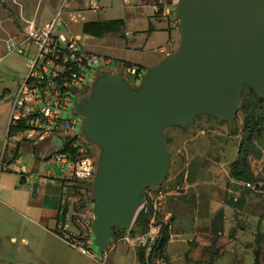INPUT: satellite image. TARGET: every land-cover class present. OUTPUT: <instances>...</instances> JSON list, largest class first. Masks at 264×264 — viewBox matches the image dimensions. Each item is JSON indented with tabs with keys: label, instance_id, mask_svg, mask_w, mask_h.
I'll return each instance as SVG.
<instances>
[{
	"label": "rangeland",
	"instance_id": "374dc122",
	"mask_svg": "<svg viewBox=\"0 0 264 264\" xmlns=\"http://www.w3.org/2000/svg\"><path fill=\"white\" fill-rule=\"evenodd\" d=\"M122 2L123 0H101V4L108 9L95 16L103 19H117L123 16V9L120 8ZM60 4L61 0H0V39L17 35L18 31H22L24 19L36 13L41 15L38 23L51 17L54 9ZM71 30L76 36H80V18L71 24ZM122 45L123 42L120 41L115 47ZM32 52L33 48L31 54ZM130 55L137 58L140 53ZM30 59L31 55L28 53L8 56L0 65V87H13L20 77H25ZM108 69L120 70V73L123 71L117 68L115 61ZM89 73L83 86L88 84ZM143 82H136L132 78L129 84L137 89ZM90 88L84 87L81 91L80 87H76L75 92L79 94L81 91V95H85L90 93ZM254 95L256 94L252 88L247 85L242 87L241 100L233 121L200 115L185 127L173 126L165 129L167 150L171 157L165 181L159 186L140 188L148 200L146 205L149 210L141 207L129 230L115 228L106 251L114 246L117 251L115 256L110 258H107L105 253L100 257L98 248L93 243L94 183L80 185L77 190L69 193V200L66 198L70 208L69 232L72 230L77 240L90 242L91 255L73 248L66 239L62 238L60 241L61 237L56 240L47 235L19 206H8L10 199L2 198L0 190V264H141L140 256L148 250L138 245H130L125 239L137 231L142 232L137 227L141 213L145 215L144 233H158L168 227L170 237L163 249L156 253V264H171L166 252L171 234L175 233L183 235L180 242L187 244L191 254L196 255L193 260H188L187 264H255L256 256H259V263L264 264V122L255 130L247 147V162L240 165V168L232 169V160L241 144L246 116L255 113L258 117L256 122L264 119V105H258ZM80 99L82 98L79 97ZM71 110L72 106H69L63 119L70 114L73 119L79 118L73 115ZM81 124L80 121L77 122V134L83 129ZM4 132L5 128L0 124V139ZM19 141L20 144L31 143L27 139ZM85 141L90 155L98 164L103 149L88 140ZM6 147L4 145L0 163L3 159L9 164L6 156L11 154ZM188 169L192 170L190 181L198 186L185 190L180 188V185L184 182ZM208 174L215 177H208ZM239 174L241 178L238 177ZM224 176V180L232 178L240 181L245 195L249 198H229L231 192L227 194V198H207V184L204 182H211L217 187L216 185L224 181ZM167 181H170L174 193L164 198L159 210L154 212L150 207L152 199L147 193L158 187L166 189ZM15 182L16 174H0V188L11 187ZM216 192L217 196H220V191Z\"/></svg>",
	"mask_w": 264,
	"mask_h": 264
},
{
	"label": "water",
	"instance_id": "95a60500",
	"mask_svg": "<svg viewBox=\"0 0 264 264\" xmlns=\"http://www.w3.org/2000/svg\"><path fill=\"white\" fill-rule=\"evenodd\" d=\"M178 52L150 70L135 89L101 76L76 104L84 137L99 145L93 199V243L100 257L112 230H129L146 196L170 166L165 129L195 117L233 121L247 85L264 99V0H180ZM57 149L63 140L53 139ZM38 182L32 197L38 196Z\"/></svg>",
	"mask_w": 264,
	"mask_h": 264
},
{
	"label": "built area",
	"instance_id": "2783aa9c",
	"mask_svg": "<svg viewBox=\"0 0 264 264\" xmlns=\"http://www.w3.org/2000/svg\"><path fill=\"white\" fill-rule=\"evenodd\" d=\"M77 1L64 0L52 18L44 24L39 25L35 16L24 19L22 31L7 39H0V49L4 44L5 54L31 55L27 75L9 95L11 97L10 126L15 128L21 126L20 132L34 142L46 140L52 142L55 137L63 140L62 148L56 149L58 161L68 172L62 185L66 196L62 200V206L68 204L71 191L77 190V187L85 183L93 184L97 172V164L84 142L83 133H76L77 122L81 120L73 119L71 114L63 119L69 106H72L73 115H77L75 109L79 96L75 88L83 89V82L88 72H95L104 63L100 56L87 52L79 37L71 30V24L78 19L73 6ZM178 1L161 4L158 14L164 20L180 26L176 16ZM124 2L127 3L128 0ZM86 5L92 10H100V6L93 0H87ZM26 45L34 48L32 54L27 50ZM2 60L3 56L0 55V65ZM124 70L129 78H134L136 82L144 81L146 78L145 73L138 68L125 67ZM63 149L65 151H60ZM11 165L12 163L7 164L2 159L0 174L10 172ZM13 165L19 175L25 176L28 173L20 159L15 158ZM147 195L152 199L151 210L157 212L168 191L167 188L158 187L149 191ZM146 204H148L147 199L142 207L148 211L149 206ZM57 231L64 235L73 248L79 249L83 254L91 255L90 242L77 240L70 235L67 224L60 222ZM161 237L160 232L151 231L136 232L125 239L130 245H138L151 251Z\"/></svg>",
	"mask_w": 264,
	"mask_h": 264
},
{
	"label": "crops",
	"instance_id": "0c3cea01",
	"mask_svg": "<svg viewBox=\"0 0 264 264\" xmlns=\"http://www.w3.org/2000/svg\"><path fill=\"white\" fill-rule=\"evenodd\" d=\"M63 1L64 0H61V4L54 9L53 15L63 4ZM93 1L100 6V10L88 8L86 5L87 0H78L73 5L78 20L80 18V36L78 37L84 49L89 53L100 56L104 60V63L99 66L98 70L90 73L88 84L84 86L86 89L91 87L90 93L97 79L105 74H117L130 83L132 78H129V75L125 72V67L138 68L147 76L150 70L158 67L168 57L178 52L181 44L180 27L178 28L177 25L164 20L158 14V9L161 8V4H172L174 0H128L127 3L123 0L120 4V8L123 9V16L117 19H103L95 16L106 11L108 7L102 5L101 0ZM34 16L38 21L41 15L39 16V14L36 13L30 16V18ZM52 16L37 23L39 25L44 24L51 19ZM114 20H121L124 22V27L120 33L106 34L102 38L91 37L83 33V25L85 23ZM120 41L123 42V45L118 48L115 47L117 42ZM25 47L27 50L32 51V46L26 45ZM175 49L177 50L174 51ZM131 53H140V55L135 58L131 57ZM0 55L3 56V62L8 56L13 54H5L3 44L0 49ZM114 61L116 62L117 68L123 70L122 73L119 72L120 70L108 69V66ZM14 74L17 75L16 73ZM22 78L23 77H20L19 81L15 82L13 87L6 85L0 87V124L5 128L4 135L0 139V144H2L0 156L2 155L4 145L7 146L6 149H8L11 156L7 155L6 158L9 164L12 163L10 166L11 171L8 173L16 174V182L11 187L2 186L0 188L1 195L2 198L10 199L8 206L12 208L16 205L19 206L42 227L47 235L57 240L60 238V236L55 233L58 226L57 220L60 214V205L62 204L63 198L66 197L64 196L62 185L68 176V172L57 159V148L54 146L53 141L51 142L50 140L44 142L29 140L31 143L20 144L19 140L27 139L25 134L20 131L13 134L12 137H8L11 112V97L9 95L17 88ZM83 89H81V91H83ZM81 91L77 94L81 98L90 95V93L81 95ZM81 125L83 128V123ZM81 133H83V129ZM85 140L86 138L84 137V142H86ZM238 153L239 148L236 151L232 163L237 160ZM25 157L27 159H25ZM15 158L20 159L21 164H23L22 162L26 164L24 166H26L28 173L25 176L16 173L13 165ZM188 170L189 171L185 173L184 182L180 185V188L185 190L198 186V184L190 181L189 176L192 170ZM208 177L215 176L208 174ZM20 178L23 180H20ZM224 179H226L225 176L222 180ZM171 181H173V179ZM36 182H38L40 186L38 188V196L33 198L32 188L33 184ZM169 183L170 181L165 183V188L169 191L168 195L170 197L174 193V188ZM204 184H207V188H205L207 193L205 196L207 198H227L229 192H231L228 196L229 198H249L243 191L245 190L242 186L243 184L232 178L224 180L220 185H216L217 187H214V184L211 182H204ZM217 190L220 191V196H217ZM68 218L69 214L66 222L69 230L70 223H68ZM70 235L77 237L72 230L70 231ZM61 240L62 238H60V241ZM182 240L183 235L177 233L171 234L166 252L171 264H187L188 260H193L194 257H196L195 254H191L187 244L180 242ZM116 251V246H114V248L105 252L106 257L110 258L112 255L115 256Z\"/></svg>",
	"mask_w": 264,
	"mask_h": 264
},
{
	"label": "trees",
	"instance_id": "16d2710c",
	"mask_svg": "<svg viewBox=\"0 0 264 264\" xmlns=\"http://www.w3.org/2000/svg\"><path fill=\"white\" fill-rule=\"evenodd\" d=\"M123 27H124V22L121 20L106 21V22H90V23H85L83 25V33L91 37L102 38L106 34L120 33ZM254 98H255V102L258 105H264V99L258 98L256 95H254ZM257 119L258 117H256L255 113H250L245 118L244 126H243V135H242V140H241V144L239 147L238 158L235 162L232 163L233 170L240 168V165L245 164L247 162V153H248L247 147L250 144L251 140L253 139L255 130L264 122V119H261L259 120V122H256ZM20 129H22L21 126L18 128L10 126L8 137H12L13 134H15L17 131H20ZM60 151H65V150L63 149ZM238 177L241 178L240 174L238 175ZM69 210H70L69 204L65 206H62V204L60 205V214L57 220L58 224L60 222L63 224H66ZM139 220L140 221L137 227L140 228V230L142 231L139 233H144L143 230H144V227L146 226V223L144 221L145 215L143 213L140 214ZM115 230L116 229H113L112 232H114ZM55 233L61 238L66 239L64 235L58 232L57 230ZM160 233L162 234V237L158 243V246H155L153 249H151V251H148V252L145 251L143 254H141L140 256L141 264H156L155 263L156 253L159 252L161 249H163V247L166 244V241L170 237L169 231L167 228L161 229ZM258 257L259 256H256L255 258V264H260Z\"/></svg>",
	"mask_w": 264,
	"mask_h": 264
}]
</instances>
